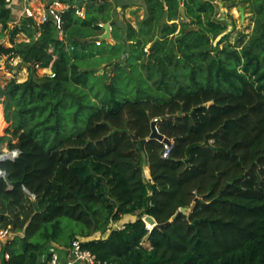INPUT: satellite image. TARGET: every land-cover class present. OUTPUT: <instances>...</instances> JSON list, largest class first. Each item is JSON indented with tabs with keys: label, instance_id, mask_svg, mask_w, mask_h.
<instances>
[{
	"label": "trees",
	"instance_id": "1",
	"mask_svg": "<svg viewBox=\"0 0 264 264\" xmlns=\"http://www.w3.org/2000/svg\"><path fill=\"white\" fill-rule=\"evenodd\" d=\"M144 1L139 31L128 24L125 43L104 50L114 56L128 48L127 59L143 60L146 76H138L137 99H130L114 80L102 95L93 93L96 80L79 65L90 42L76 38L97 36L98 23L112 19L104 0H83L84 17L68 5L63 39L48 19L36 24L23 17L8 28L11 11L0 0V24L11 41L0 54L19 57L28 72L22 82L0 83L7 124L0 144L19 150L15 160L0 162L9 175L0 177V227L22 233L0 243V264H42L53 244L68 247L135 213V220L83 246L107 264H264V0H246L254 15L247 41L218 47L222 37L215 53L210 34L215 38L221 24L204 23L201 15L213 3L189 7L190 22L173 37L177 25L160 26L159 19L164 9L177 16L179 1ZM192 24L203 28L188 30ZM153 28L160 38L142 58L140 37ZM18 33L29 40L14 41ZM36 63L43 69L51 63L54 76L38 75ZM154 119L171 144L166 158L164 142L149 138ZM83 163L120 176L126 192L120 205L110 208L99 198L91 175L75 168ZM26 191L37 209L22 217ZM183 207L191 210L145 228L143 216L163 224Z\"/></svg>",
	"mask_w": 264,
	"mask_h": 264
},
{
	"label": "rangeland",
	"instance_id": "2",
	"mask_svg": "<svg viewBox=\"0 0 264 264\" xmlns=\"http://www.w3.org/2000/svg\"><path fill=\"white\" fill-rule=\"evenodd\" d=\"M51 0H43L42 4L45 7ZM111 9L112 19L108 22H112L111 29V42L105 40L101 46L95 45V43L90 42L87 49L88 54H85V57L79 60V65L81 69H87L91 71L90 79L96 80V86L93 89V93L99 91L100 95L104 92V84L110 83L114 80L115 85L118 87L122 96L126 98L137 99V93L133 88L138 81V76L145 77L146 70L143 67V60L137 59L136 56L131 59L129 57V49L124 48L119 51L114 56L107 55L104 50L107 48V45H116L125 43L127 25L130 24L136 31H139L141 23L145 17V1L144 0H104ZM179 1V14L177 16H169L168 14V23H173L177 25V29L173 37H176L180 33V26L184 23H189L190 20H184L181 17V9H183L185 15L188 13L189 7L192 5H200L204 0H178ZM73 3L76 5H81L83 0H74ZM241 6L244 8V19L241 20L240 12L238 7ZM251 4L246 0H217L213 3V10L206 11V14L203 12L202 20L205 23L207 18H211L213 21L219 22L221 24V31L214 38L210 34V43L209 45L212 48V53H215L217 41L225 37V40H222V43L218 45L220 47L223 43H230V45H242L247 41L251 35L253 26H254V15L251 12ZM208 15V16H207ZM194 28L202 29L196 24H192ZM97 32H93L96 34ZM62 39L64 35H61ZM159 33L156 28H153V31L148 36H141L142 46L139 47L140 54L142 51L148 52L151 45H153L157 40H159ZM227 36V37H226ZM5 39L4 36H2ZM19 38V37H18ZM91 38V37H88ZM78 39L81 38H76ZM85 39V38H82ZM67 46L69 51H72V44L68 41ZM240 48V47H239ZM76 50V47H74ZM138 50V49H137ZM79 51V49H77ZM180 55L177 52V57ZM1 70H0V83L4 84L5 80L15 77L18 82H22L27 78L26 72L22 71L21 64L14 66L10 64L9 61L0 60ZM120 66V69L117 70L116 66ZM8 67V69H6ZM16 73H12L16 70ZM8 70V71H7ZM38 75L43 73V70L37 71ZM132 80H131V79ZM133 85V87H132ZM2 104V103H1ZM3 108V106H2ZM5 122V121H4ZM3 122L2 116L0 117V136L4 134L6 123ZM6 144H0L1 148H5ZM94 164H75V168L82 176L87 177V174L91 176L88 177L91 184L93 185L99 198L107 204L110 208H114L122 203L125 199L126 192L125 188L120 180V176L115 174L113 171L105 168H96L93 170ZM92 171V172H91ZM144 174H148L147 163L144 160L143 163ZM35 205V198L28 197L24 202V212L22 217L28 216L32 210L37 209ZM137 218V214L124 215L118 221L109 222L106 228L95 230L87 236H77L75 239H80L82 241H87L90 239H103L105 238L110 230L121 228L127 222H131ZM143 219V218H142ZM64 238V237H63ZM144 246H148V242L145 240L142 243Z\"/></svg>",
	"mask_w": 264,
	"mask_h": 264
},
{
	"label": "built area",
	"instance_id": "3",
	"mask_svg": "<svg viewBox=\"0 0 264 264\" xmlns=\"http://www.w3.org/2000/svg\"><path fill=\"white\" fill-rule=\"evenodd\" d=\"M22 2V7L20 8V14L18 16L14 15L15 10L17 9L18 5L15 0H5L6 7L11 11V17L8 21V28L13 29L23 17H29L34 19L36 24H42L47 20V15L50 14L54 19V24L57 29L58 35H64L61 29V13L67 8L68 5H72L75 9V14L79 17H84V7L81 5L73 4V0H51L41 11L37 10V8H33L29 2L31 0H20ZM98 26L102 28L97 36H100L104 33V23H98ZM9 37L8 29L3 30L0 24V45L3 43V38ZM62 39V38H61ZM95 45H100L101 40H97L94 42ZM54 58V56H53ZM0 60L2 61H9L10 64L17 66V64H22L21 60L17 56L11 55H4L0 54ZM0 65V70H1ZM29 66V65H28ZM22 69L26 73L27 72V65L22 64ZM36 70H42L43 68L40 67L39 64H32ZM51 63H49L48 67L43 69L50 77L54 76V73L50 69ZM8 69V67H6ZM8 71V70H7ZM17 69L14 70L12 73H16ZM15 78L14 76H12ZM0 113L3 118V108L1 104L0 98ZM153 121H157L154 119ZM4 130V129H3ZM171 148L170 143H164V150L162 153V157L166 158L168 156L169 150ZM19 155V150L17 148H1L0 147V162L2 161H13ZM6 172L0 168V177L5 179ZM26 193L30 197H34L28 191ZM143 218V217H142ZM145 228L150 231L153 228V225L146 222ZM21 232L15 231L12 226L8 225L7 227H0V243H6L7 241L11 240L16 235H21ZM83 242L80 239L72 240L71 244L68 247H61L57 245H52L49 247L46 253H44L41 257L42 264H107L106 262L99 261L96 256L87 248L83 246Z\"/></svg>",
	"mask_w": 264,
	"mask_h": 264
},
{
	"label": "water",
	"instance_id": "4",
	"mask_svg": "<svg viewBox=\"0 0 264 264\" xmlns=\"http://www.w3.org/2000/svg\"><path fill=\"white\" fill-rule=\"evenodd\" d=\"M208 1H210L211 3H215L217 0H208ZM180 11H181L180 12L181 13V17L184 20H187V17L185 15L183 9H181ZM238 11L240 12L241 20H243L244 17H245L244 16V8L239 6L238 7ZM47 19L54 22V19H53V17L50 14L47 15ZM167 23H168V11H167V9H164L163 14H162V16L159 19V25L163 26V25H165ZM112 24H113L112 22L104 23L105 31H104V33L102 35L94 36V37H91V38L78 39V41L84 43V42H95L97 40H101V41L109 40L110 37H111L110 33H111ZM193 28H194L193 26H190L188 28V30H192ZM56 38H58V33L56 35ZM179 114H181V112H179ZM150 129H151V132H150V135H149L150 139H154V140H157V141H160V142H164V143H170L167 138H165L162 134L159 133V131L157 130V126H156L155 121H153L151 123ZM8 178H9V175L5 174V179H8ZM190 210H191V207H189V208L188 207L180 208L166 223H163V224H157L155 222V219L152 216H150V215L143 216V220L148 222V223H150V224H152L153 227L160 228V227H162L164 225H167L172 220H174L179 212L187 213Z\"/></svg>",
	"mask_w": 264,
	"mask_h": 264
},
{
	"label": "crops",
	"instance_id": "5",
	"mask_svg": "<svg viewBox=\"0 0 264 264\" xmlns=\"http://www.w3.org/2000/svg\"><path fill=\"white\" fill-rule=\"evenodd\" d=\"M42 1L43 0H31L30 2H29V4L33 7V8H37V10H39V11H41L43 8H44V6H43V4H42ZM74 1V0H73ZM15 2L17 3V5H18V7H17V9L15 10V12H14V15L15 16H18L19 14H20V8L22 7L21 5H22V2L20 1V0H15ZM73 4H75V3H73ZM84 5V3H82L81 4V6H83ZM112 29V28H111ZM111 34V33H110ZM19 37V38H18ZM58 38H62V36L59 34L58 35ZM29 39L27 38V36L25 35V34H23V33H18V34H16L15 36H14V41H16V42H19V41H28ZM112 41V39H111V37H110V39L109 40H107V42H111ZM2 45H4V46H11V41H10V38L9 37H5V39H3V43H2ZM98 46H101V44L100 45H98ZM21 66V68H23L22 67V64L20 65ZM22 71H24V69H22ZM25 72V71H24ZM27 74V73H26Z\"/></svg>",
	"mask_w": 264,
	"mask_h": 264
},
{
	"label": "bare ground",
	"instance_id": "6",
	"mask_svg": "<svg viewBox=\"0 0 264 264\" xmlns=\"http://www.w3.org/2000/svg\"><path fill=\"white\" fill-rule=\"evenodd\" d=\"M0 117H1V113H0Z\"/></svg>",
	"mask_w": 264,
	"mask_h": 264
}]
</instances>
